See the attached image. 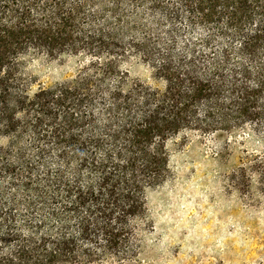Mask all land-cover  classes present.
I'll use <instances>...</instances> for the list:
<instances>
[{"label": "trees", "instance_id": "16d2710c", "mask_svg": "<svg viewBox=\"0 0 264 264\" xmlns=\"http://www.w3.org/2000/svg\"><path fill=\"white\" fill-rule=\"evenodd\" d=\"M65 56L73 77L30 69ZM245 131L264 143V0H0V264H133L170 143ZM234 174L264 194V148Z\"/></svg>", "mask_w": 264, "mask_h": 264}, {"label": "rangeland", "instance_id": "374dc122", "mask_svg": "<svg viewBox=\"0 0 264 264\" xmlns=\"http://www.w3.org/2000/svg\"><path fill=\"white\" fill-rule=\"evenodd\" d=\"M81 63L41 57L30 69L39 82L52 83L73 77ZM130 70L150 77L147 65ZM223 137L194 134L170 143V172L147 192L133 264H264V194L255 174H247L248 187L234 174L264 143L245 131L229 136L226 148ZM0 184L9 189V176Z\"/></svg>", "mask_w": 264, "mask_h": 264}]
</instances>
